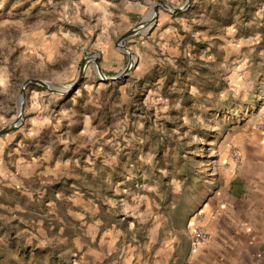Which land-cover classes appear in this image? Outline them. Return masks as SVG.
Wrapping results in <instances>:
<instances>
[{
    "label": "rangeland",
    "instance_id": "obj_1",
    "mask_svg": "<svg viewBox=\"0 0 264 264\" xmlns=\"http://www.w3.org/2000/svg\"><path fill=\"white\" fill-rule=\"evenodd\" d=\"M186 1L0 0V264L210 240L205 204L264 139V0Z\"/></svg>",
    "mask_w": 264,
    "mask_h": 264
},
{
    "label": "crops",
    "instance_id": "obj_2",
    "mask_svg": "<svg viewBox=\"0 0 264 264\" xmlns=\"http://www.w3.org/2000/svg\"><path fill=\"white\" fill-rule=\"evenodd\" d=\"M229 164L225 184L205 204L209 242L160 247L153 264H264V139L252 137L238 164Z\"/></svg>",
    "mask_w": 264,
    "mask_h": 264
},
{
    "label": "built area",
    "instance_id": "obj_3",
    "mask_svg": "<svg viewBox=\"0 0 264 264\" xmlns=\"http://www.w3.org/2000/svg\"><path fill=\"white\" fill-rule=\"evenodd\" d=\"M191 240L192 247L197 248L209 240V233L202 228H193L191 231Z\"/></svg>",
    "mask_w": 264,
    "mask_h": 264
},
{
    "label": "water",
    "instance_id": "obj_4",
    "mask_svg": "<svg viewBox=\"0 0 264 264\" xmlns=\"http://www.w3.org/2000/svg\"><path fill=\"white\" fill-rule=\"evenodd\" d=\"M190 2H191V0H187L186 3L184 4V7H187V6L190 4ZM177 10H180V8H177ZM83 68H84V67H83ZM30 82H36V81H34V80H32V81H28L27 83H25L24 86H26V85H27L28 83H30ZM23 98H24V87H23L22 92H21V99L23 100ZM21 114H22V104H21V106H20V115H21ZM14 125H15V124L12 123V124H8V125H5V126H2V127L0 128V133L12 129Z\"/></svg>",
    "mask_w": 264,
    "mask_h": 264
}]
</instances>
